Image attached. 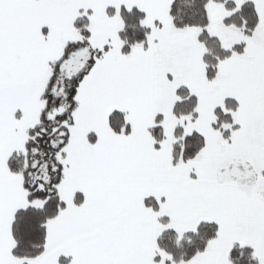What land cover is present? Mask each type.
<instances>
[{
  "label": "snow or ice",
  "instance_id": "snow-or-ice-1",
  "mask_svg": "<svg viewBox=\"0 0 264 264\" xmlns=\"http://www.w3.org/2000/svg\"><path fill=\"white\" fill-rule=\"evenodd\" d=\"M0 264H264V0H0Z\"/></svg>",
  "mask_w": 264,
  "mask_h": 264
}]
</instances>
